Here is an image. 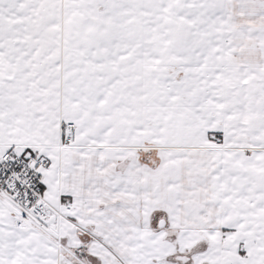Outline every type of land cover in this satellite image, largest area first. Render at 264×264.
<instances>
[{
  "label": "snow or ice",
  "instance_id": "1",
  "mask_svg": "<svg viewBox=\"0 0 264 264\" xmlns=\"http://www.w3.org/2000/svg\"><path fill=\"white\" fill-rule=\"evenodd\" d=\"M0 264H264V0H0Z\"/></svg>",
  "mask_w": 264,
  "mask_h": 264
}]
</instances>
